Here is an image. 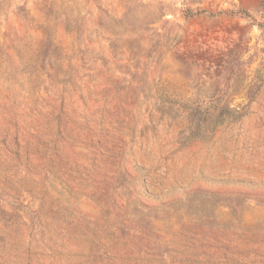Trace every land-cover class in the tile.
<instances>
[{"label": "rangeland", "instance_id": "1", "mask_svg": "<svg viewBox=\"0 0 264 264\" xmlns=\"http://www.w3.org/2000/svg\"><path fill=\"white\" fill-rule=\"evenodd\" d=\"M0 264H264V0H0Z\"/></svg>", "mask_w": 264, "mask_h": 264}, {"label": "trees", "instance_id": "2", "mask_svg": "<svg viewBox=\"0 0 264 264\" xmlns=\"http://www.w3.org/2000/svg\"><path fill=\"white\" fill-rule=\"evenodd\" d=\"M247 98L252 101L254 96L247 93ZM194 115L191 120L192 125V138L201 137L206 135L208 132L214 131L216 128L221 126L223 123L236 120L246 114V106L239 109H229L226 107L222 110H201L196 108L193 111Z\"/></svg>", "mask_w": 264, "mask_h": 264}]
</instances>
